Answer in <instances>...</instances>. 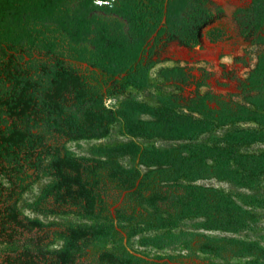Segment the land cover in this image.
<instances>
[{"label":"rangeland","instance_id":"1","mask_svg":"<svg viewBox=\"0 0 264 264\" xmlns=\"http://www.w3.org/2000/svg\"><path fill=\"white\" fill-rule=\"evenodd\" d=\"M252 1L211 0L215 12L217 10L218 19L205 28L200 50L196 49L197 47L181 46L178 42L170 40L168 34L163 35L157 43V33L153 34L146 47L145 57L147 58L152 50L147 63L154 64L149 71L146 85L141 89L127 82L126 73L113 76L94 67L88 60L79 59L69 39L60 37L59 32L54 33L53 27L44 30L45 35L35 33L39 47L24 46L13 49L10 43L7 46V42L4 43L0 38V71L10 60H14L24 74L30 75L40 83L43 81L46 85V82L50 83L51 67L58 66L59 60H62L63 66L71 70L74 79L57 82L55 94L61 96L65 93L70 111H76L75 107L71 109V105L75 106L76 99L72 94L66 93L67 85H77L76 78H79L91 90V94L93 91L99 92L103 96L105 108L115 112L118 117L112 124L104 123L103 127L97 124L91 126L90 120L85 119L86 137L79 139H71V122L70 128L66 126L65 131L43 125L37 130L44 135L45 148L38 147L29 155V160L25 159L26 152L21 155L20 166L23 167H20V173L13 172V185L8 182V178L0 175V264H56L54 253L65 245L63 236L70 226H93L98 223L104 226L106 231L109 230L108 239L100 243L81 242L82 249L77 254L76 263L72 264H112L115 261L114 255H118L122 248L140 260L141 264H250L256 260L247 254L225 260L202 252L189 253L181 244L176 247L172 245V248L143 244L144 239L173 231L197 232L214 238H234L259 244L264 248V208L260 205L264 201V176L260 178L255 190L236 187L229 181L217 178L196 182L197 185L225 192L249 211L251 219L245 229L234 233L205 230L200 226L203 222L201 218L184 219L173 227H157V214L167 218L168 212L174 211L171 197L175 196V192L181 191L180 183L187 182L183 179V174L178 176L164 172L165 168H168L165 164L174 160L169 156L171 151L161 154L162 156L154 155L151 159L152 154H145L144 149L166 150L179 146L181 141L157 135H163V125L156 131L155 136L142 135L145 129L154 133L153 125L150 128L146 122L153 123L160 117L159 109H164L165 112L170 104L173 111L199 119L206 117L199 112L200 109L203 110V96L209 97L205 103L212 109L219 110L229 102L249 106L241 93V81L249 78L261 59L264 66V42L253 43L254 36L257 35L250 40L242 36L235 13L238 9L249 7ZM68 3L67 7L73 10L80 2L70 0ZM40 36L47 37L43 45L54 44L52 51L39 44ZM259 36L264 38V29ZM214 39L221 42L213 43ZM244 42L248 43L247 47ZM219 45L223 50H232L242 56L227 58L224 62L215 56L203 64L207 55H215ZM167 72H170L169 75ZM193 100H197L195 104L192 103ZM132 105H137L136 113L135 109H132V113L137 115L134 121L136 126H131L129 130L123 118L119 117V112H124L125 108ZM187 106L197 109L193 112L187 109ZM77 111L81 112L78 108ZM99 127L100 130L97 131ZM72 128L73 131L79 129L77 125ZM235 128L264 130L251 121L225 126L213 121L210 125L211 131L200 134L194 142L226 146V138ZM131 131L138 136L131 135ZM98 132L105 135L94 137ZM236 148L244 154H261L264 152V139ZM50 152L59 154L63 159L61 168L71 170L65 162L68 154L79 162L74 165L75 168L79 166L98 193L92 215H87L71 202H58L54 196L40 201L58 174V169L52 168ZM143 153L145 157L141 158ZM144 160L158 162L160 166H146L143 164ZM153 170L156 173L149 175ZM136 172L140 174L137 179ZM147 175L149 176L142 180ZM12 194L14 196L11 198ZM12 203L17 204L18 219L11 223L7 216ZM34 220H39L43 225L35 226L32 223ZM255 252L260 253L257 249Z\"/></svg>","mask_w":264,"mask_h":264},{"label":"trees","instance_id":"2","mask_svg":"<svg viewBox=\"0 0 264 264\" xmlns=\"http://www.w3.org/2000/svg\"><path fill=\"white\" fill-rule=\"evenodd\" d=\"M69 1L0 0L1 40L7 42V46L11 44L13 49L24 46L39 47L35 33L45 35L44 30L53 27L54 33L59 32L60 37L69 39L79 59H86L94 67L113 76L126 73L127 82L138 89L146 85L149 71L154 64L147 63L152 50L149 56L145 57L146 47L151 42L153 34L157 33V43L163 35L168 34L170 40L178 42L181 46L196 48L203 42L205 28L218 19L217 10L215 12L211 0H71L80 2L73 10L67 7ZM235 19L242 36L250 40L257 35L254 36L253 43L264 42V38L259 36L264 29V0H253L249 7L238 9ZM52 22L54 24H50ZM46 38L41 37L39 44L52 51L54 44L43 45ZM262 60L249 78L241 81L240 86L247 105L253 108L229 102L219 110L212 109L205 103L209 97L203 96V110H199L206 116L203 119L175 112L170 104L165 112L164 109H159L160 117H156L153 123L146 122L150 128L153 125L154 133H151L150 129L149 132L145 129L142 135L155 136L156 131L163 125L165 128L163 135L160 133L157 135L179 140L181 144L170 149H162L163 151L144 149L145 154H152L150 155L152 159L154 155L160 156L171 151L169 156L174 160L165 164L168 168H165L164 172L178 176L183 174L182 177L187 182L180 183L181 191L175 192L173 194L175 196L171 197L174 211L168 212L167 218L157 214L155 223L157 227H173L188 218L203 219L200 226L205 230L234 233L248 226L251 213L240 206L232 196L215 188L197 185L196 182L217 178L229 181L236 187L257 189L260 178L264 176V152L244 154L239 152L236 146L257 143L264 139V130L235 128L228 134L226 146H211L194 141L200 134L211 131L210 125L213 121H217L220 126L251 121L257 123L261 129L264 128ZM59 61L58 66L51 67L50 83L46 82V85L42 83L43 81L40 83L30 75L24 74L14 60H10L0 71V175L8 178L11 185L13 172H18L20 167H23L20 166L21 155L26 152L25 159L29 160V155L38 147L45 148L44 135L37 130L38 128L47 125L50 128L64 130L66 126L70 128L71 122V139H79L86 137L85 119L90 120L91 126L97 124L103 127L104 123L112 124L118 118L115 112L105 108L103 96L94 91L91 94V90L79 78H76L77 85L70 86L69 83L67 85L66 93L72 94L76 99L75 104L73 103L75 106L71 105V109L75 107L76 111H70L65 93L56 96L55 85L57 82L74 78L71 70L63 66L62 60ZM169 73L167 72L168 75ZM196 101L193 100L192 103L195 104ZM77 108L81 112L77 111ZM186 108L193 112L197 109L194 106ZM132 109H135L136 113L137 105L125 108L124 112L120 110L121 116L118 115L126 122L129 130L131 126H136L134 121L137 115L132 113ZM73 125H77L79 129L73 131ZM99 130L100 127L97 128V131ZM130 133L138 136L133 131ZM104 135L103 132H98L94 137ZM49 155L52 168L58 169V174L40 201H46L50 196H54L58 202H71L87 215H92L98 193L79 166L75 168L74 165L79 162L70 154L65 159L71 170L74 169V174L71 170L60 167L63 159L59 154L50 152ZM144 157L143 153L141 158ZM143 164L150 167L160 166L158 162L151 163L145 160ZM153 173L156 171L150 172L149 175ZM139 175L136 172V179ZM13 196L14 194L11 198ZM16 205L12 203L8 208L7 217L11 223L18 219ZM260 205L264 208V201ZM32 223L35 226L43 225L39 220ZM109 234V230L106 231L99 223L93 226H70L63 236L65 245L54 253L55 263H76L77 254L82 249L81 242H106ZM143 244L157 248H172L181 244L189 253L202 252L225 260L247 254L256 258L250 264H264L263 247L234 238H214L197 232L168 231L144 239ZM256 249L261 254L255 252ZM114 260L112 264H141L140 260L125 248H122L118 255H114Z\"/></svg>","mask_w":264,"mask_h":264},{"label":"crops","instance_id":"3","mask_svg":"<svg viewBox=\"0 0 264 264\" xmlns=\"http://www.w3.org/2000/svg\"><path fill=\"white\" fill-rule=\"evenodd\" d=\"M218 39H214V41H213V43H219V41L220 40H218ZM242 40V39H241ZM221 42V41H220ZM212 43V42H211ZM244 44H245V47H247V45H248V43H245L244 42ZM201 47L202 46H199V47H197L196 49H198V50H200L201 49ZM211 56V57H210ZM218 57V58H220L221 59V62H224V60L225 59H233V58H235L236 56L238 57H241L242 55H241V53L239 54V53H235V52H233L232 50H227V49H225V50H223L222 49V46L221 45H219L218 46V49L216 50V53H215V55H212V54H210V55H207L206 56V59H203V64L205 63H208V61H210L211 59H213L214 57Z\"/></svg>","mask_w":264,"mask_h":264}]
</instances>
